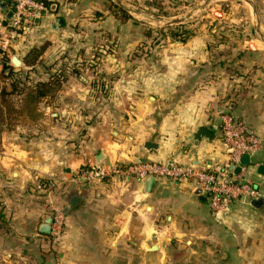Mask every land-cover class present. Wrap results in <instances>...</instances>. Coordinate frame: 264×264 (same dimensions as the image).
Segmentation results:
<instances>
[{
	"label": "crops",
	"instance_id": "1",
	"mask_svg": "<svg viewBox=\"0 0 264 264\" xmlns=\"http://www.w3.org/2000/svg\"><path fill=\"white\" fill-rule=\"evenodd\" d=\"M50 1L56 4L53 10L52 5L45 7L48 12L39 21L38 15L29 17L12 36L3 21L13 7L0 0V66L5 54L11 61L16 54L23 62L31 48L46 42L49 46L39 63L71 53L81 61L105 38L99 49L105 56L101 71L115 72L118 79L111 98L100 96L99 103L92 100L91 82L83 90L73 83L86 78H68L54 96L37 90L29 97L33 104L12 106L10 98L6 99L11 107L0 104V264H203L193 247L183 260L172 259L173 243H192L195 232L189 227L201 226L214 214L208 202L194 194L191 180L157 178L146 193L143 182L134 177L93 183L79 174L115 161L198 168L222 164L227 154L221 114L230 112L261 142L250 154L247 169L264 197V176L257 171L264 163V0L263 18L249 0L252 11L245 13L251 18L244 30L237 24L242 18L228 17L229 28L200 29L187 40L166 32L158 44H152L150 33L134 21L105 11L106 0ZM162 1L200 3L199 10L209 3ZM196 12L184 18L193 19ZM147 14L138 12L154 17ZM59 19L63 24L55 27ZM39 63L21 66L31 69ZM98 86L107 89L110 83L99 81ZM22 92H11L10 97L22 98ZM212 125H217V137L196 144L197 128ZM45 178L56 182L51 193L40 189ZM252 200L240 199L229 214L214 216L235 231L241 212L254 213L255 219L244 220L250 232L238 237L244 242L238 253L248 264H264V202L256 208ZM53 204L66 212V230L59 239L51 235ZM45 224H50V232ZM154 243L157 250L150 249Z\"/></svg>",
	"mask_w": 264,
	"mask_h": 264
},
{
	"label": "rangeland",
	"instance_id": "2",
	"mask_svg": "<svg viewBox=\"0 0 264 264\" xmlns=\"http://www.w3.org/2000/svg\"><path fill=\"white\" fill-rule=\"evenodd\" d=\"M209 0V3H203V8L199 10L200 3H190L187 5L176 4L172 5L171 3H163L162 0H106L104 4L105 11L110 13H117L121 15L123 21H134L135 24L140 25L142 29L145 30V33L148 32L152 36L151 43L158 44L161 40L164 39L166 32L171 33L173 37L180 38L181 40L189 39L194 31L205 29L208 32L212 28L219 30L222 26L229 28V24H226L225 21L230 18H242L239 21V27L244 30L247 28L250 22V16L245 13V10H250L251 6L248 2L237 3L235 0ZM257 6V13L260 14L263 18V0H250ZM196 12L197 15L193 19H185L184 16L190 12ZM252 11V8H251ZM138 12L145 14H153L151 17L138 15ZM147 14V15H148ZM132 16V18H128ZM6 20V15L4 17ZM184 18L185 21L180 22ZM173 19H178L177 22L170 24L169 22ZM180 20V21H179ZM248 21V24L246 23ZM5 22V21H3ZM186 22V23H184ZM227 25V26H225ZM236 25V24H235ZM186 27V28H185ZM166 29V31L164 30ZM256 35L261 38L257 33ZM147 36V35H146ZM186 38V39H185ZM103 41L107 39L102 38ZM103 41H99L97 45L89 52L83 53L82 60L78 61V55L71 53V55H62L59 59L48 61L49 63L40 62L38 67L31 69H26V67L15 66L12 61L9 59L10 56L1 59V63L4 65L6 62L8 65L14 67L12 74H4L0 71V97L5 99H0V104H7V99H11V104L20 105L25 104V101L34 103V99H29L34 92L39 88V83L45 82L50 78L58 77L59 74H63L66 78H86V81L82 79L80 82L73 83L74 86L79 85L80 87L86 89L90 82L91 88L93 90V96L96 103H99L100 96H106L111 98L114 91V82L118 79L116 73L108 69L109 73H106L104 70L101 71V66L103 59H105L104 52L99 50L104 46ZM143 43L145 41H142ZM111 45L115 44V41L109 43ZM140 47H143L142 45ZM109 52V51H108ZM114 51L112 52V54ZM110 54V53H109ZM16 55V54H14ZM77 55V56H76ZM8 60V61H7ZM108 66V65H107ZM110 68V66H108ZM3 69V66H0V70ZM8 70V69H7ZM9 72V71H8ZM126 73V70H125ZM106 78H103L105 77ZM128 76V74H125ZM65 80V81H66ZM106 80L110 83V86L106 87L98 86L99 81ZM79 81V80H78ZM75 82V81H74ZM62 86L60 87V89ZM112 88V89H111ZM106 90V91H105ZM22 92L24 97H10L11 92ZM6 100V102H5ZM11 104H7L8 107H11ZM0 106V110H2ZM13 108V107H12ZM17 114V112H15ZM1 118L2 113H1ZM1 143H0V154H1ZM134 162H139L138 160H133ZM223 164V163H222ZM195 165V164H193ZM196 166V165H195ZM164 178V177H160ZM193 177L190 176L186 180H191L192 185L196 188ZM169 181H172L168 178H165ZM185 180V179H184ZM181 181V180H180ZM175 182V181H172ZM247 199V198H244ZM255 207V206H254ZM254 213L251 212H241L239 214V220L242 221L239 223L237 229L234 231L232 226L227 222H218L214 214H211L208 218L205 219L201 226L189 227L195 233L192 243H182V246L178 247L173 243L171 247L172 259L175 261L183 260L185 258V253L190 251L193 247L201 253L200 261L203 264H248V260L243 257V253L239 255V251L243 250L244 242H240L238 237H243L244 234L250 232V227H244V220L250 221L255 219ZM263 219H264V204H263ZM248 224V223H247ZM231 226V227H229ZM236 234V239L233 235ZM263 235H264V226H263ZM190 236V235H189ZM235 239L236 241L233 240ZM191 240V238H190ZM263 250H264V240H263ZM184 254V257H183ZM183 257V258H182ZM192 263H195L192 260Z\"/></svg>",
	"mask_w": 264,
	"mask_h": 264
},
{
	"label": "built area",
	"instance_id": "3",
	"mask_svg": "<svg viewBox=\"0 0 264 264\" xmlns=\"http://www.w3.org/2000/svg\"><path fill=\"white\" fill-rule=\"evenodd\" d=\"M14 12L11 20L10 34L15 36L22 28V24L29 17L39 15L44 5L36 0H12ZM221 133L226 147L227 159L223 164H211L198 168L195 165L180 166L169 163H140L134 161H115L113 163L98 164L85 168L80 174L89 182H99L120 176L129 180L134 177L138 182H144L150 175L156 178L164 177L178 182L192 176L195 185L201 186L207 197L208 205L216 216L230 213L232 205L243 198L255 199L261 196L257 186L249 177L248 166L242 165L239 174L230 168L241 165V158L245 154H254L260 147V140L249 133L244 120L230 112L221 114ZM56 187L53 179L41 182L40 189L51 193ZM51 235L55 239L61 238L66 230V212L53 204L50 210Z\"/></svg>",
	"mask_w": 264,
	"mask_h": 264
},
{
	"label": "water",
	"instance_id": "4",
	"mask_svg": "<svg viewBox=\"0 0 264 264\" xmlns=\"http://www.w3.org/2000/svg\"><path fill=\"white\" fill-rule=\"evenodd\" d=\"M5 4H10L12 7H14V1L12 0H6L5 3H3V6H5ZM56 7V4L52 5L51 9L53 10ZM48 12L47 9H42L41 12L38 15V20L44 16L46 13ZM9 16L12 17L13 16V12L11 11L9 13ZM63 24V21L61 19L58 20L57 24H55V27H57V25ZM12 63L15 66H21L22 65V60L17 56V55H13L12 56ZM9 71V70H7ZM217 129V125H212V126H199L197 128V130L194 132L193 134V138L194 141L196 142V144L199 143V141H201L202 139L206 138L208 140H213L217 137L215 130ZM150 145H152V142L149 143ZM158 145H154L151 146V148H157ZM147 148H150L147 146ZM252 164V160H251V156L250 154H245L242 156L241 158V165L238 166H234L233 164L230 166L231 169L234 170L235 174H239V172L242 169V165L245 166H250ZM258 173L260 176H264V163H260L258 165ZM156 176L154 175H150L144 182H143V187H144V192L149 193L152 191V188L155 184L156 181ZM194 194L198 195L200 197V199L207 201V197L204 195V190L201 186H196V188L194 189ZM264 202V197H259V198H255L251 201V204L253 206H255L256 208L261 207V205ZM45 231L50 232V224H45L44 226ZM151 250H157L158 249V245L156 243L152 244V246L150 247Z\"/></svg>",
	"mask_w": 264,
	"mask_h": 264
},
{
	"label": "trees",
	"instance_id": "5",
	"mask_svg": "<svg viewBox=\"0 0 264 264\" xmlns=\"http://www.w3.org/2000/svg\"><path fill=\"white\" fill-rule=\"evenodd\" d=\"M44 5V7L49 8L52 5V1L50 0H36ZM5 2V0H4ZM12 12H14V8L11 9ZM6 13V21L4 22V25L7 28H10L11 26L10 21L12 20V17L9 16V13ZM128 18H132V16H128ZM22 28L19 29V33L21 32ZM186 39V38H185ZM49 46V43L46 42L38 47H33L30 49V51L24 56L23 62L26 66H35L37 63H39L42 55L45 53L47 47ZM0 52H3L2 48H0ZM7 55L5 54V58ZM10 59V58H9ZM8 61V60H7ZM9 70V74H12L14 71V67L7 64V62L3 65L2 72L6 74V70ZM66 80L65 76L63 74H59L58 77H53L48 79L45 82L39 83L38 92L42 95H50L54 96L56 92L60 89V87L63 85V82ZM45 179H41V181H45ZM73 206V205H72Z\"/></svg>",
	"mask_w": 264,
	"mask_h": 264
},
{
	"label": "flooded vegetation",
	"instance_id": "6",
	"mask_svg": "<svg viewBox=\"0 0 264 264\" xmlns=\"http://www.w3.org/2000/svg\"><path fill=\"white\" fill-rule=\"evenodd\" d=\"M6 73H8V71L6 70Z\"/></svg>",
	"mask_w": 264,
	"mask_h": 264
}]
</instances>
